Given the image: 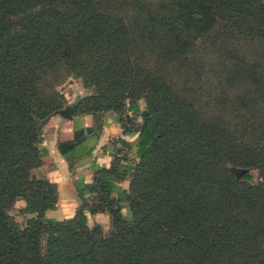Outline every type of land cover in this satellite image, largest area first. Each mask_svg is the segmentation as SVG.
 <instances>
[{"label": "trees", "instance_id": "trees-1", "mask_svg": "<svg viewBox=\"0 0 264 264\" xmlns=\"http://www.w3.org/2000/svg\"><path fill=\"white\" fill-rule=\"evenodd\" d=\"M130 6L128 21L99 0H0V264H264L263 0ZM203 43L232 73L196 93L171 74ZM66 75L89 90L72 114L92 118L56 144L68 171L66 153L83 132L97 136L105 115L134 137L114 139L109 167L89 183L73 180L80 203L56 220L44 215L55 185L31 170L45 153L36 124L62 108L54 87ZM122 180L126 197L112 196ZM95 213L107 229L87 225Z\"/></svg>", "mask_w": 264, "mask_h": 264}, {"label": "crops", "instance_id": "crops-1", "mask_svg": "<svg viewBox=\"0 0 264 264\" xmlns=\"http://www.w3.org/2000/svg\"><path fill=\"white\" fill-rule=\"evenodd\" d=\"M70 118L55 113L44 120L39 129V144L45 149L41 157V164L32 169L31 173L45 177L56 188V203L53 208L44 211L46 217L56 220L72 216L80 201L76 195L73 184L74 179L89 183L92 179L94 168H107L110 165L113 148L117 146L114 139L120 137L131 141L133 134H123L121 125L116 121L114 114H107L103 118L100 131L97 136L93 132H83V140L68 153L72 157V170L68 171L66 160L56 148L58 142L72 139L73 130L90 127L92 118L88 114L73 115ZM127 181L114 183L112 196L123 192L126 197ZM126 207H122L124 209ZM122 213V212H121ZM86 223L91 226L94 223L102 228L108 227V216L105 213L87 215Z\"/></svg>", "mask_w": 264, "mask_h": 264}, {"label": "rangeland", "instance_id": "rangeland-1", "mask_svg": "<svg viewBox=\"0 0 264 264\" xmlns=\"http://www.w3.org/2000/svg\"><path fill=\"white\" fill-rule=\"evenodd\" d=\"M101 4L108 10L118 12L124 19L128 21L136 15L138 9L132 8L130 5L134 3V0H99ZM140 2L149 3L155 2L157 0H139ZM264 2V0H263ZM136 9V10H135ZM192 58L193 63H189V58ZM185 66L183 67L184 74L179 75L172 71V77H175L178 80V83L184 81V84L196 93H205L209 92L212 89H217L219 85H225V81L229 80L230 74L232 73V64L228 63L227 59L221 54L220 50L217 47H211L209 44H200L197 49L188 55L186 58ZM172 69V68H170ZM181 73V71H180ZM55 91L59 93L64 99L62 108L66 106H71V112L83 96L89 93L88 89H85L82 86L81 80L72 76H63L62 79L55 85ZM246 90L254 97V92L252 91L251 85H244L240 83L238 89L239 95ZM232 90H228L227 93H230ZM139 106L143 108V100L138 101ZM257 113L256 120L262 122L264 125V104L260 101H256ZM61 108V109H62ZM71 114V113H70ZM46 119V118H45ZM38 121L44 123V120ZM139 117H136V121H139ZM42 123V124H43ZM39 126V128L42 126ZM120 156L126 155V157H131V152L125 149H121ZM124 164L125 162L122 161ZM234 170V169H233ZM235 171H238L237 169ZM253 178L257 176L255 170L250 171ZM23 203L20 200L14 202L13 208L10 210V214L14 217L15 221L22 223L24 216L17 212V209L20 208ZM122 214L127 215L128 211L126 208L122 209ZM52 218V217H50ZM55 219V218H54ZM105 230V228H103ZM107 229V228H106Z\"/></svg>", "mask_w": 264, "mask_h": 264}, {"label": "water", "instance_id": "water-1", "mask_svg": "<svg viewBox=\"0 0 264 264\" xmlns=\"http://www.w3.org/2000/svg\"><path fill=\"white\" fill-rule=\"evenodd\" d=\"M72 107L71 106H66L60 110L57 111L58 114L62 115L65 118H70V112H71ZM43 123L42 122H37V127L39 128V126Z\"/></svg>", "mask_w": 264, "mask_h": 264}]
</instances>
